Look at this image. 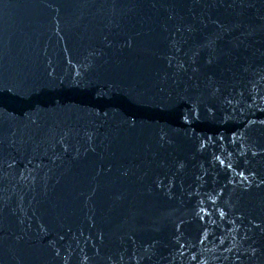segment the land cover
<instances>
[{
	"label": "water",
	"instance_id": "obj_1",
	"mask_svg": "<svg viewBox=\"0 0 264 264\" xmlns=\"http://www.w3.org/2000/svg\"><path fill=\"white\" fill-rule=\"evenodd\" d=\"M0 264H264V0H0Z\"/></svg>",
	"mask_w": 264,
	"mask_h": 264
}]
</instances>
